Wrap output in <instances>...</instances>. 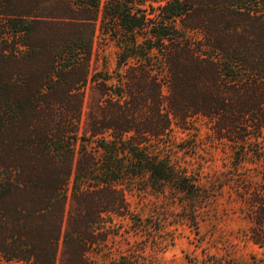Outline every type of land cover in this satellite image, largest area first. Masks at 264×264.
I'll use <instances>...</instances> for the list:
<instances>
[{
    "label": "trees",
    "instance_id": "obj_1",
    "mask_svg": "<svg viewBox=\"0 0 264 264\" xmlns=\"http://www.w3.org/2000/svg\"><path fill=\"white\" fill-rule=\"evenodd\" d=\"M197 120L245 169L264 249V0H0V264H130L105 249L115 220L146 232L136 188L195 220L211 197L179 153L199 145L173 133Z\"/></svg>",
    "mask_w": 264,
    "mask_h": 264
},
{
    "label": "rangeland",
    "instance_id": "obj_2",
    "mask_svg": "<svg viewBox=\"0 0 264 264\" xmlns=\"http://www.w3.org/2000/svg\"><path fill=\"white\" fill-rule=\"evenodd\" d=\"M116 68L114 45L98 36L93 74L105 69L113 72ZM87 96L88 107L91 97H97L92 83ZM209 134V127L202 120H197L190 131L175 128L173 133L176 145H199L195 151L186 149L179 156L190 164L194 176L211 197L202 212L193 220L174 193L133 189L128 198L146 232L136 233L130 221L115 220L117 235L110 238L107 255L110 251L114 259L125 257L130 264H264V249L250 240L251 223L243 210L241 179L245 169H236L229 149L212 143ZM71 208L70 202L68 211ZM112 261L100 258L99 264Z\"/></svg>",
    "mask_w": 264,
    "mask_h": 264
}]
</instances>
